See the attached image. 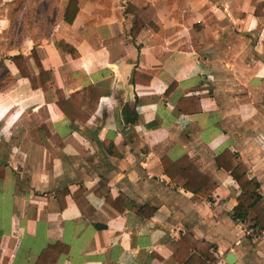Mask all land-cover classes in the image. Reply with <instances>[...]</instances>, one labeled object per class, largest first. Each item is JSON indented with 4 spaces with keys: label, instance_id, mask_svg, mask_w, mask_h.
<instances>
[{
    "label": "crops",
    "instance_id": "crops-1",
    "mask_svg": "<svg viewBox=\"0 0 264 264\" xmlns=\"http://www.w3.org/2000/svg\"><path fill=\"white\" fill-rule=\"evenodd\" d=\"M126 1L145 22L136 37L125 25ZM257 1L188 0L177 10L166 0H78L69 24L68 0H57L47 35L12 48L0 14V80L12 76L0 89V264H36L56 245L67 251L53 264H210L212 249H195L196 240L213 244V264H230V252L231 264H264V237L244 234L252 213L232 218L240 189L216 163L224 150L235 154L264 201ZM33 48L49 71L47 89L31 87L10 60L25 56L38 76ZM86 86L109 93L95 109L83 105L86 122H72L56 90L67 98ZM184 155L215 189L192 192L164 174L162 157ZM132 203L155 211L138 214Z\"/></svg>",
    "mask_w": 264,
    "mask_h": 264
},
{
    "label": "trees",
    "instance_id": "trees-1",
    "mask_svg": "<svg viewBox=\"0 0 264 264\" xmlns=\"http://www.w3.org/2000/svg\"><path fill=\"white\" fill-rule=\"evenodd\" d=\"M263 7L264 0L257 2L255 5L254 14L257 16L260 15ZM139 11V5H135L130 1L125 2V25L128 26V24H130L129 33L132 37H136L139 31L145 26V22L138 14ZM77 12L78 0H68L63 13L64 21L69 24L72 23ZM58 44L63 52L70 53L74 58L78 56V52L73 46L67 44L64 41H59ZM31 56H33L35 59V63L39 68L38 76L31 74L28 70L25 56L16 54L11 56L10 60L15 65L20 75L29 80L31 87H41L42 89L51 87L52 81L49 71L45 70L40 64L34 48L31 50ZM11 80V75L1 79L0 89L7 85ZM56 93V103L63 114L72 122H74L76 119H80V121L84 123L89 118V114L82 111L83 105L88 106V108L90 107V109H95V106L102 96V93L108 94L109 91L100 90L94 86H86L81 90L73 92L67 98L63 96L60 89H57ZM233 156H235V154L231 153L229 150H224L216 157L217 165L230 173L240 189V193L237 196V204L232 210V218L234 220L246 219L248 214L252 213L253 216L250 219L252 221V226L264 231V201L261 194L259 193V182L254 177L250 178L247 173V167L241 162L235 163L233 161ZM161 164L164 174L167 175L171 180L180 181L185 179L183 187L186 190L192 192H197L201 189L212 191L216 187V183L209 176L200 172L198 168L191 163L188 156L184 155L176 160H171L168 157H162ZM2 170H4V167ZM130 206L138 214L144 216H149L155 211L153 208L146 209L145 205L136 206L132 203ZM203 245L212 249L211 254L207 253L205 257L208 259L210 264H213L217 260V255H215L213 250V244L197 240L193 243V247L195 249H200ZM48 249L49 250L47 251H43L40 256L42 257V255L44 256V254L52 252L53 255L50 264L55 262L60 253L67 251L66 247L57 245L55 247L51 246ZM40 256L36 264H38V262L40 264ZM190 257L185 263L189 261Z\"/></svg>",
    "mask_w": 264,
    "mask_h": 264
},
{
    "label": "rangeland",
    "instance_id": "rangeland-1",
    "mask_svg": "<svg viewBox=\"0 0 264 264\" xmlns=\"http://www.w3.org/2000/svg\"><path fill=\"white\" fill-rule=\"evenodd\" d=\"M56 1L0 0V14L3 12L9 18L8 26L6 27V37L10 42L11 48L15 47L25 37L39 39L47 35L51 29L52 21L56 18ZM166 1L171 5H175L178 8L177 10L187 8L186 4H188V0ZM257 2H255V5ZM175 15L181 17V12H175Z\"/></svg>",
    "mask_w": 264,
    "mask_h": 264
},
{
    "label": "built area",
    "instance_id": "built-area-1",
    "mask_svg": "<svg viewBox=\"0 0 264 264\" xmlns=\"http://www.w3.org/2000/svg\"><path fill=\"white\" fill-rule=\"evenodd\" d=\"M240 222V220H238ZM242 223V221H241ZM244 234L253 238H259V237H264V231L260 230L258 228L253 227L252 225H247L245 226L244 229Z\"/></svg>",
    "mask_w": 264,
    "mask_h": 264
},
{
    "label": "water",
    "instance_id": "water-1",
    "mask_svg": "<svg viewBox=\"0 0 264 264\" xmlns=\"http://www.w3.org/2000/svg\"><path fill=\"white\" fill-rule=\"evenodd\" d=\"M235 257H234V254L232 253V252H230V253H228L227 254V256H226V261L228 262V263H232L233 262V259H234Z\"/></svg>",
    "mask_w": 264,
    "mask_h": 264
}]
</instances>
